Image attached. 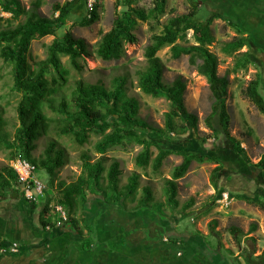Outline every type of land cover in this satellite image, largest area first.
I'll return each instance as SVG.
<instances>
[{
    "label": "rangeland",
    "instance_id": "rangeland-1",
    "mask_svg": "<svg viewBox=\"0 0 264 264\" xmlns=\"http://www.w3.org/2000/svg\"><path fill=\"white\" fill-rule=\"evenodd\" d=\"M19 1L27 10L40 2L39 12L46 17L58 15L54 12V4L70 2L72 13L57 37H62L66 31L71 30L87 46L88 55L85 60H80L81 71L71 66L68 56H59L61 71L65 72L67 81L57 91L55 105L62 99L71 100L77 81L100 83L112 88L115 80L124 78L126 93L138 102L140 118L155 128H166L167 115L172 111V104L165 97L155 98L143 93L138 85L139 73L148 67L145 50L151 43L152 36L162 33L163 26L170 18L187 14L191 7L189 0H168L165 11L158 20L143 22L137 19L133 29L137 41L135 44L125 43V55L117 61L102 60L96 50L103 35L112 29L116 16L127 11L125 0H96L94 9H97L98 20L86 26L81 25L82 19L90 15L85 0ZM133 7L149 12L154 8V1L139 0ZM209 11L227 14L238 21L255 42L264 45V0H200L199 20H204ZM1 16L4 18L2 29L16 27L26 19L24 15L14 18L12 14L5 12ZM211 29L214 42L208 48L218 58V74L228 75L230 80L227 100L229 131L245 150L248 159L236 156L232 144L223 135L215 136L207 128L205 119L211 113L213 103L207 78L199 72L197 66L190 63L188 55L173 59L171 46L165 47L158 53L164 66V81L172 84L177 77L183 79L186 85L184 105L189 113L198 118V125L195 130L189 125L188 119L175 118L177 130L181 126L185 127L183 134L168 132L160 135L153 131L144 134L149 141H155L165 148L192 152L213 160L193 161L187 173L174 181L176 195L170 201L169 182L173 180L174 169L183 161L182 155L172 153L164 159L161 166L155 168V158L159 150L152 146L149 165L141 168L135 160L143 150L142 146L136 143L113 146L104 155L105 167L108 169L113 161L119 162V187L122 191L125 190L129 177L134 173L138 174L139 187L136 193H126L120 202L111 203L104 174L101 181L102 191L91 189L87 196V207L76 204L75 211L70 213L60 203L59 185L77 182L83 171V154H87L92 162L100 158L95 146L102 139V135L91 133L88 141L80 145L72 136L58 135L53 125L48 135L35 141L36 147L31 155L37 160L45 158L49 143L54 141L57 149L63 150L64 165L55 169L54 176L45 170L36 169L35 177L45 186L43 196L29 200L20 186L22 195L19 200L8 195L9 200L0 205V236L7 238L3 249L8 251L12 247L13 242L8 240L11 235L19 234L21 229L27 230L21 226L23 213L25 221L26 218L32 220V216L35 217V227L39 225L38 216L43 214V209L48 205L46 218L51 219L52 225H48L50 229L44 230L45 232L51 233L52 230L63 228L70 223V218L75 220L77 229L82 232L81 236L73 232L69 237H61L60 240L59 236L54 239L51 234L45 235L47 242L43 249L46 252L52 251V256L55 252L65 254V260L60 263L119 264L128 261L124 264H248V257L255 258L264 252V210L242 198L264 201V173L252 166L264 154V115L243 94L249 82L259 75L260 93L264 98V50L244 47L240 52H248L252 63L246 69L233 72L240 52L227 54L222 48L226 42L239 36L238 33L223 20L214 21ZM54 39V36H48L32 42L29 63L33 69L37 68L40 61L47 59ZM177 44L183 47L196 45L193 31H189ZM198 63L201 61L198 60ZM52 79L61 82L54 69L48 76L50 83ZM22 95L14 89L12 67L0 57V116L4 121V130L11 139L20 125L17 107ZM44 112L49 118H58L49 104H45ZM9 156V150L0 148V169L12 166L14 160L11 161ZM217 166L222 167L219 173V192L211 181ZM145 188L150 189V199L147 204L142 205L141 200L147 196ZM221 193L229 194L231 201L227 205L221 202ZM57 207L63 208L66 220L60 221L61 214ZM212 222H217L214 232L211 228ZM231 228L238 231L239 242L230 232ZM9 233L11 234L6 235ZM23 234L26 233L23 231ZM33 234L28 230L26 246L44 239ZM35 235L39 236L38 233ZM90 237L94 239L93 252L98 256L92 252L82 255L73 247L76 242L83 244ZM22 241L17 243L22 246ZM188 247L194 250H188ZM2 254L4 253L0 249V259ZM19 254L16 252L14 255ZM135 256L137 260H141L139 263Z\"/></svg>",
    "mask_w": 264,
    "mask_h": 264
},
{
    "label": "trees",
    "instance_id": "trees-1",
    "mask_svg": "<svg viewBox=\"0 0 264 264\" xmlns=\"http://www.w3.org/2000/svg\"><path fill=\"white\" fill-rule=\"evenodd\" d=\"M138 1L125 0L124 5L128 8L127 11L116 16L112 29L105 33L97 44L96 54L102 60L117 61L121 59L125 55V43L135 44L137 41L133 34L136 20L139 19L143 22L158 20L164 13L168 0H153L154 8L149 12L133 7V4ZM189 2L191 7L187 14L170 18L163 26L162 33L152 36L151 43L145 50L148 67L145 71L139 73L138 85L143 93L155 98L165 97L172 104V111L167 115L166 128L162 130L153 127L140 118L138 102L126 93L124 78L115 80L112 88H107L100 83L87 84L84 81H77L71 94V100L62 99L58 105H55V95L67 81L65 72L61 71L59 56H68L71 66L75 70L81 71L80 60H85L88 55L84 40L76 38L71 30L66 31L62 37H57V33L67 25V20L72 13L71 3L54 4V12L58 15L46 17L39 12L40 2H36L27 10L19 0H0V57L12 67L14 89L23 94L17 107L20 125L16 129L13 139L4 130V121L0 116V148L10 151L9 159L11 161L21 157L30 161L37 170H45L48 174L54 176L55 169L64 165L63 150L57 149L54 141L49 143L45 158L37 160L32 158L31 155L36 147L35 141L43 135H48L53 125L58 135L72 136L75 142L80 145H84L88 141L91 133L102 135V139L95 146L100 158L92 162L87 154H83V171L77 182L68 185L61 183L59 185L60 203L66 206L70 213L75 211L76 204L87 207V196L90 194L91 189L102 191L101 181L104 179V174H106L105 180L111 194V203L120 202L126 193L129 195L136 193L139 187L138 174L134 173L129 177L128 184L125 190L122 191L119 187L121 175L119 162L113 161L108 169L105 167L104 155L113 146H126L133 143L142 146L143 150L135 160L141 168L149 165L152 146H156L159 150V154L155 158V168L161 166L164 159L172 153L177 152L182 155L183 161L174 169L173 180L169 182L170 191L168 196L170 201H173L176 195L174 181L182 178L187 173L193 161L213 160V158L196 153L165 148L155 141H149L144 134L147 131H153L160 135H165L168 132L183 134L185 127L181 126L177 130L175 118H186L189 125L191 124L193 129H197L198 118L189 113L184 105L186 85L183 79L177 77L172 84H167L164 81V66L158 57V53L168 46H171L173 59L188 55L190 63L197 66L199 72L208 80L213 103L211 113L205 119L207 128L215 136L223 135L232 144L236 156L245 160L248 159L245 150L231 136L229 131L230 116L227 109V100L230 80L228 75L220 76L218 74V58L208 48L214 42L211 26L214 21L223 20L239 35L224 44L222 48L224 53H237L244 47L264 50V45L255 42L252 39L253 37L247 34L246 29L227 14L209 11L204 20H199L200 0H189ZM3 12L12 14L14 18L24 15L26 19L16 27L2 29L4 18L1 14ZM97 20L98 14L95 8L89 16L82 19L81 25H92ZM189 31H193L197 44L188 47L177 44V41L184 38ZM48 36L55 37L49 47L48 57L46 60L40 61L36 69H33L29 63L31 44L34 40ZM198 60L201 63H198ZM251 63L249 53L240 52L234 64L233 72L246 69ZM52 69L58 72L63 83L55 79H52L51 83L49 82L48 76L51 74ZM260 86L261 77L258 75L256 79L249 82L243 94L264 115V98L260 93ZM45 104H49V107L57 113L58 118H49L45 114ZM252 166L264 173V154L261 160L257 164H252ZM221 170L222 167L217 166L211 178L213 186L218 192ZM20 185L14 169L9 166L2 167L0 169V203L6 200L8 195H11L14 199L20 198L22 195ZM145 192L147 196L141 200L142 205L147 204L150 199V189L145 188ZM222 195L223 193L219 196L220 199H222ZM242 198L264 210V201L250 199L249 197ZM48 211L49 206L46 205L43 214L39 218L43 230L48 225H52L51 219L46 218ZM74 221L73 218H70V223L65 224L60 230L70 233L75 232L81 236L82 232L77 229ZM216 225L217 222H212L213 232ZM230 232L239 242L238 231L231 228ZM93 240L92 237L87 238L83 244H81L82 242H76L73 247L82 255L92 252L93 255L98 256L96 252H93ZM4 244L5 241L0 239V249L5 246ZM150 259L151 257L149 261ZM152 259L154 258L152 257ZM135 260L137 263L141 261L140 259L137 260L136 256ZM247 263L264 264V252L255 258L248 257Z\"/></svg>",
    "mask_w": 264,
    "mask_h": 264
},
{
    "label": "crops",
    "instance_id": "crops-1",
    "mask_svg": "<svg viewBox=\"0 0 264 264\" xmlns=\"http://www.w3.org/2000/svg\"><path fill=\"white\" fill-rule=\"evenodd\" d=\"M9 199H6L4 200L2 203H4L5 201H8ZM19 200V199H17ZM22 200V199H20ZM0 203V205L2 204ZM24 209V208H23ZM41 214L38 216V224L40 225V222H39V218H40ZM35 217L32 216V220H30L29 218L27 219L26 218V221H25V214L23 213V225H21L22 227H24V229H27V230H23L24 233L26 234H23V231L21 229V231H19L20 233L19 234H14V235H11V239L8 238V240L12 241L10 243L11 246L13 247L14 245H17L18 247V252L17 253H20L19 255H14L15 253H12L10 252L12 247H9L8 251L6 252H3L2 249H1V252H3L4 254L3 257L0 259V264H46L47 262L49 264H53L54 262H58V264H65V263H60L62 262L63 260H65V254H61L60 252H55L54 255L52 256V251L48 250V252H46V249L44 248L43 249V246L46 244V237L45 235L46 234H51L53 235L54 239L56 236H59V240L61 239V237H69L71 235L70 232H67V231H61L60 229L58 230H52L51 233H47L45 232L41 225L39 226H36L34 227V219ZM19 226V227H21ZM46 229H50L48 226L46 227ZM45 229V230H46ZM28 230H30L31 232V235L33 234L34 236L36 237H44V239H39L37 242L35 243H31V244H28L26 246V235L28 234ZM49 232V231H48ZM39 234V236L35 235V234ZM11 233L9 234H6V235H10ZM43 234V235H42ZM5 235V234H4ZM0 239L1 240H6L7 238L4 237V236H0ZM23 240V241H22ZM17 241H22L23 242V245L20 246ZM30 243V242H28ZM52 246V245H51ZM60 249V248H58ZM194 250V248L192 247H188V250ZM39 253H40V256H39ZM41 255H42V258H41ZM124 263H127V261H123L122 263H119V264H124Z\"/></svg>",
    "mask_w": 264,
    "mask_h": 264
},
{
    "label": "built area",
    "instance_id": "built-area-1",
    "mask_svg": "<svg viewBox=\"0 0 264 264\" xmlns=\"http://www.w3.org/2000/svg\"><path fill=\"white\" fill-rule=\"evenodd\" d=\"M95 2L96 0H86L89 14H91V12L94 10ZM11 167L14 169L19 178L21 188H23L26 198H28L29 200H36L37 197L43 196L45 186L41 183L38 178L35 177L36 168L34 165H32L29 161L19 157L12 162ZM230 201L231 200L228 193L222 195L221 202L227 205ZM57 211L61 214L60 221L62 222L66 220V213L63 208L57 207ZM58 223L61 224L60 222ZM2 251L6 252L5 249H2ZM10 252H18L17 245H14Z\"/></svg>",
    "mask_w": 264,
    "mask_h": 264
},
{
    "label": "clouds",
    "instance_id": "clouds-1",
    "mask_svg": "<svg viewBox=\"0 0 264 264\" xmlns=\"http://www.w3.org/2000/svg\"><path fill=\"white\" fill-rule=\"evenodd\" d=\"M21 186V185H20Z\"/></svg>",
    "mask_w": 264,
    "mask_h": 264
}]
</instances>
